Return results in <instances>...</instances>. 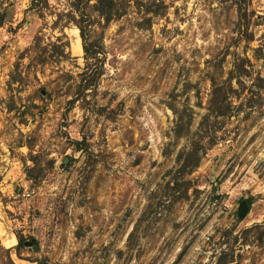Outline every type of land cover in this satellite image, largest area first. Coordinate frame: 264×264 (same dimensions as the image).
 Returning a JSON list of instances; mask_svg holds the SVG:
<instances>
[{
	"label": "rangeland",
	"instance_id": "1",
	"mask_svg": "<svg viewBox=\"0 0 264 264\" xmlns=\"http://www.w3.org/2000/svg\"><path fill=\"white\" fill-rule=\"evenodd\" d=\"M142 1L153 10L131 2L108 22L84 7L85 38L103 49L86 70L68 0L42 14L0 0V264H219L230 249L225 264H264V87L231 93L224 114L209 107L235 54L264 76L252 56L264 0Z\"/></svg>",
	"mask_w": 264,
	"mask_h": 264
},
{
	"label": "trees",
	"instance_id": "2",
	"mask_svg": "<svg viewBox=\"0 0 264 264\" xmlns=\"http://www.w3.org/2000/svg\"><path fill=\"white\" fill-rule=\"evenodd\" d=\"M69 4L72 5V9L66 10L65 14L68 15L69 20L73 21L80 30V36L82 38V48L84 51V58L86 59V70L88 69L87 58L92 57L97 62L102 63L103 60V49L101 43L99 42H87L86 28L87 25L91 22V15L84 9L86 6L92 7L101 17L104 18L106 22L111 19H115L120 17L122 14L126 12L127 7L131 2L144 7L146 11L153 10L152 4L155 3H146L142 0H68ZM49 5L48 0H30L29 7L35 9L40 14H42L45 7ZM238 10V19L236 24L238 25V29L240 30L241 36H243L246 40H252L254 38V34L251 30L248 29V13L245 8L242 9L240 5L237 6ZM59 14L60 12H56ZM62 13V12H61ZM78 15V16H77ZM3 12H0V24L3 23ZM61 38H58V42H53L52 45L54 50L58 52L60 55H64V44L67 42L59 41ZM257 44L252 47V56L255 59H261L264 63V32H262L257 38ZM222 56L227 53L226 51H221ZM253 65L251 57L247 54H235L232 61V66L228 71L227 77L222 83H214L211 90L210 104L209 107L212 111L218 114L226 113L231 107L232 101L229 99L230 94L234 93L235 95H240L247 88L250 95L247 99L250 100L254 96V93L260 95L259 90L264 87V76L260 71H251V66ZM86 75V80L80 85V87H85L96 82V79L102 73V67L91 69L88 71ZM251 79V83L247 84L246 79ZM236 79L240 86H234L232 81ZM199 154L197 148L193 147L186 151L183 160L180 164V172L179 175H182L185 171H188L189 167L192 165H196L199 161ZM182 184H184L183 190L181 192L174 194L175 197H179L180 193H185L186 189L189 187L191 180L190 179H182ZM179 182L175 180L173 184L174 190H178ZM173 190V191H174ZM175 193V192H174ZM246 201L248 204L251 202V198L247 197ZM229 231L231 229L229 228ZM22 238H19L18 243H22ZM218 262L219 264H225L227 261L233 260V252L232 249L230 251L221 250L218 254Z\"/></svg>",
	"mask_w": 264,
	"mask_h": 264
},
{
	"label": "water",
	"instance_id": "3",
	"mask_svg": "<svg viewBox=\"0 0 264 264\" xmlns=\"http://www.w3.org/2000/svg\"><path fill=\"white\" fill-rule=\"evenodd\" d=\"M66 160H67V157L64 158V161ZM248 208H249V205L246 201V198H241L238 203V208H237L238 214L240 216H244L245 213L248 211Z\"/></svg>",
	"mask_w": 264,
	"mask_h": 264
},
{
	"label": "built area",
	"instance_id": "4",
	"mask_svg": "<svg viewBox=\"0 0 264 264\" xmlns=\"http://www.w3.org/2000/svg\"><path fill=\"white\" fill-rule=\"evenodd\" d=\"M23 193L29 194V191H27V190H26V191H25V192H23Z\"/></svg>",
	"mask_w": 264,
	"mask_h": 264
},
{
	"label": "bare ground",
	"instance_id": "5",
	"mask_svg": "<svg viewBox=\"0 0 264 264\" xmlns=\"http://www.w3.org/2000/svg\"><path fill=\"white\" fill-rule=\"evenodd\" d=\"M72 47H73V44H72Z\"/></svg>",
	"mask_w": 264,
	"mask_h": 264
}]
</instances>
